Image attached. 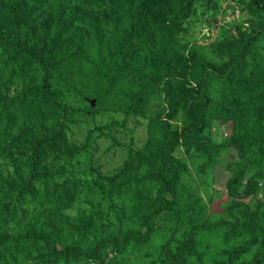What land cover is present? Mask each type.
I'll return each mask as SVG.
<instances>
[{
	"label": "trees",
	"instance_id": "trees-1",
	"mask_svg": "<svg viewBox=\"0 0 264 264\" xmlns=\"http://www.w3.org/2000/svg\"><path fill=\"white\" fill-rule=\"evenodd\" d=\"M221 2L0 0V264H264V0L190 36ZM99 111L122 118L75 141ZM131 119L145 140L101 171ZM230 152L213 218L199 188Z\"/></svg>",
	"mask_w": 264,
	"mask_h": 264
},
{
	"label": "rangeland",
	"instance_id": "rangeland-1",
	"mask_svg": "<svg viewBox=\"0 0 264 264\" xmlns=\"http://www.w3.org/2000/svg\"><path fill=\"white\" fill-rule=\"evenodd\" d=\"M237 2H239V0H222L221 12L223 13L220 12L216 23H213L212 26L201 25V27L193 28L189 32L190 36H193L199 42L204 41V43H207L217 35L218 28H220L223 23L229 22L234 24L240 20L241 16H243L242 19L244 20L245 11L240 5L236 4ZM244 26L247 27L248 25ZM231 34L235 35L234 28H231ZM202 37H204L203 40H201ZM121 118L122 116L119 114H113L106 111H99L96 115L87 120L81 118V122H78L79 125H74L72 127L73 138L77 142H82L88 129H91L94 126L102 127L114 121H120ZM211 134L212 139L219 142L226 136L227 130L223 127L217 129L215 126H212ZM111 136L118 145L109 152H106V149L111 145V140L106 139L104 136H100L94 143L96 147L94 156L95 158H98L100 170L103 172L113 170L122 163L126 155L127 147L132 139L136 146L140 145L145 140L146 120L131 119L125 128L115 126L112 128ZM177 155H180V153H177ZM235 158L236 156L233 152H230V155H221L213 172L207 195L203 189L199 188V191L209 208V213L213 215V218L221 213V208L227 201L225 181L229 176V171L226 164L233 162ZM193 179L199 186L200 183L196 180V177H193ZM132 258L133 257H130L126 260L120 259L119 263L132 264Z\"/></svg>",
	"mask_w": 264,
	"mask_h": 264
},
{
	"label": "water",
	"instance_id": "water-1",
	"mask_svg": "<svg viewBox=\"0 0 264 264\" xmlns=\"http://www.w3.org/2000/svg\"><path fill=\"white\" fill-rule=\"evenodd\" d=\"M92 105L94 104V100L91 101Z\"/></svg>",
	"mask_w": 264,
	"mask_h": 264
}]
</instances>
